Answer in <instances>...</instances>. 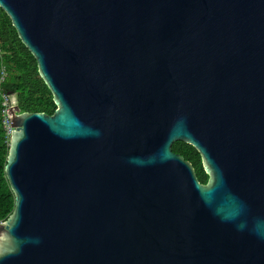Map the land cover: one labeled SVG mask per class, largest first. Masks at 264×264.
<instances>
[{
	"label": "water",
	"instance_id": "95a60500",
	"mask_svg": "<svg viewBox=\"0 0 264 264\" xmlns=\"http://www.w3.org/2000/svg\"><path fill=\"white\" fill-rule=\"evenodd\" d=\"M0 7L58 107L14 112L0 264H264V0Z\"/></svg>",
	"mask_w": 264,
	"mask_h": 264
},
{
	"label": "trees",
	"instance_id": "16d2710c",
	"mask_svg": "<svg viewBox=\"0 0 264 264\" xmlns=\"http://www.w3.org/2000/svg\"><path fill=\"white\" fill-rule=\"evenodd\" d=\"M6 78L0 83V222H6L15 209V196L6 174L11 138L3 127L2 93L15 94L19 113H46L54 115L58 107L54 96L40 75L36 58L22 42L11 18L0 7V80L3 71ZM173 151L192 163L202 184L208 175L202 166V155L193 146L178 141Z\"/></svg>",
	"mask_w": 264,
	"mask_h": 264
},
{
	"label": "built area",
	"instance_id": "2783aa9c",
	"mask_svg": "<svg viewBox=\"0 0 264 264\" xmlns=\"http://www.w3.org/2000/svg\"><path fill=\"white\" fill-rule=\"evenodd\" d=\"M6 72L3 71L2 78L0 83H3L6 78ZM3 103H2V118H3V127L7 133V137L11 138L13 135V112H15L18 105V100L16 95L8 94L5 91L2 93ZM6 222H0L4 224Z\"/></svg>",
	"mask_w": 264,
	"mask_h": 264
},
{
	"label": "flooded vegetation",
	"instance_id": "af4514ba",
	"mask_svg": "<svg viewBox=\"0 0 264 264\" xmlns=\"http://www.w3.org/2000/svg\"><path fill=\"white\" fill-rule=\"evenodd\" d=\"M201 161H202L203 169L205 170V163H204L203 157L201 158ZM205 172H206V170H205ZM206 174H207V173H206ZM207 175H208V174H207ZM210 178H211V177L208 175V181L210 180ZM208 181H207V183H208ZM207 183H206V184H207ZM206 184H205V185H206Z\"/></svg>",
	"mask_w": 264,
	"mask_h": 264
},
{
	"label": "clouds",
	"instance_id": "9594fccd",
	"mask_svg": "<svg viewBox=\"0 0 264 264\" xmlns=\"http://www.w3.org/2000/svg\"><path fill=\"white\" fill-rule=\"evenodd\" d=\"M7 93V92H6ZM9 94V93H8ZM12 95H15V94H12ZM3 99V98H2ZM17 100H18V98H17ZM3 103V102H2ZM15 112L17 113V114H20L19 113V111H18V105H17V107H16V110H15ZM13 120H14V112H13ZM5 130V129H4ZM11 139H12V137H11Z\"/></svg>",
	"mask_w": 264,
	"mask_h": 264
}]
</instances>
